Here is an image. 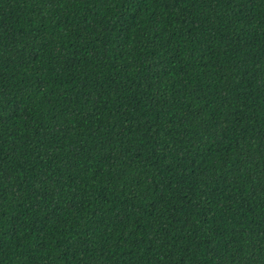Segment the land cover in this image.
Returning a JSON list of instances; mask_svg holds the SVG:
<instances>
[{
	"label": "trees",
	"instance_id": "trees-1",
	"mask_svg": "<svg viewBox=\"0 0 264 264\" xmlns=\"http://www.w3.org/2000/svg\"><path fill=\"white\" fill-rule=\"evenodd\" d=\"M0 264H264V0H0Z\"/></svg>",
	"mask_w": 264,
	"mask_h": 264
}]
</instances>
